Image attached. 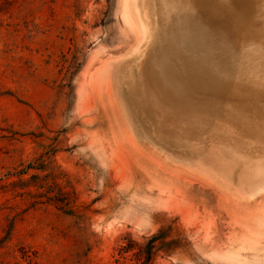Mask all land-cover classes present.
Wrapping results in <instances>:
<instances>
[{
    "label": "rangeland",
    "instance_id": "rangeland-1",
    "mask_svg": "<svg viewBox=\"0 0 264 264\" xmlns=\"http://www.w3.org/2000/svg\"><path fill=\"white\" fill-rule=\"evenodd\" d=\"M0 0V264H264V0Z\"/></svg>",
    "mask_w": 264,
    "mask_h": 264
},
{
    "label": "bare ground",
    "instance_id": "bare-ground-1",
    "mask_svg": "<svg viewBox=\"0 0 264 264\" xmlns=\"http://www.w3.org/2000/svg\"><path fill=\"white\" fill-rule=\"evenodd\" d=\"M240 4H242L243 6L247 7V0H239L238 1ZM249 3V2H248Z\"/></svg>",
    "mask_w": 264,
    "mask_h": 264
}]
</instances>
